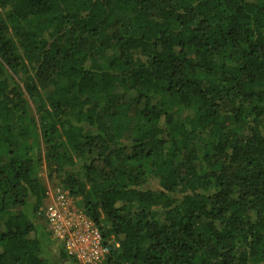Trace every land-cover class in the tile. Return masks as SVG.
I'll return each mask as SVG.
<instances>
[{"label":"trees","instance_id":"16d2710c","mask_svg":"<svg viewBox=\"0 0 264 264\" xmlns=\"http://www.w3.org/2000/svg\"><path fill=\"white\" fill-rule=\"evenodd\" d=\"M43 167L99 264H264V0H0V264H83Z\"/></svg>","mask_w":264,"mask_h":264},{"label":"built area","instance_id":"2783aa9c","mask_svg":"<svg viewBox=\"0 0 264 264\" xmlns=\"http://www.w3.org/2000/svg\"><path fill=\"white\" fill-rule=\"evenodd\" d=\"M57 193V200L48 203L46 206L47 218L56 233L53 235L59 240L66 241V250L69 254L85 260L87 263H99L105 252L99 229L91 219L83 216L81 222L76 223L73 218H70L64 225L62 218L67 217L61 213V209L66 210L68 202L65 195L70 196V194L58 188ZM73 227L77 229H73ZM66 235L70 236L67 240L64 239Z\"/></svg>","mask_w":264,"mask_h":264},{"label":"rangeland","instance_id":"374dc122","mask_svg":"<svg viewBox=\"0 0 264 264\" xmlns=\"http://www.w3.org/2000/svg\"><path fill=\"white\" fill-rule=\"evenodd\" d=\"M39 176H40L42 183H44V185L47 188V196L44 200V205L41 209V215L40 216H41L42 221L47 224L48 228L53 232V234H56L53 231L51 223L47 218L46 206L48 205V203L57 200V198H58L57 188L53 187V185L50 184L48 172H47V169L45 167H43V169L40 171ZM65 199L68 202V204L66 205L67 208H66V210L61 209V213L62 214L64 213L63 215H65L67 217V218H62L64 225L66 224L65 222L67 221V219L69 220L70 218H73L74 222H76V223L81 222L82 216L90 219V217L84 213L83 206L79 202H76L71 195L70 196L65 195ZM74 228H76V227H73V229ZM69 237H70L69 235H66L64 239L67 240V239H69ZM57 245H60V246L63 245L66 248V241L60 239L58 241ZM79 260L83 264H93L90 262L87 263V261L82 260V259H79ZM102 261H103V258H101L99 263H101ZM99 263H97V264H99Z\"/></svg>","mask_w":264,"mask_h":264}]
</instances>
